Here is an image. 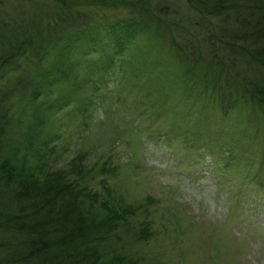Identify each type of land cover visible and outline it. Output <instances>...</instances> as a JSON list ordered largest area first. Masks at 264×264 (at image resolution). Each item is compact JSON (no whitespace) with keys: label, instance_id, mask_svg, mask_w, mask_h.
I'll use <instances>...</instances> for the list:
<instances>
[{"label":"trees","instance_id":"obj_1","mask_svg":"<svg viewBox=\"0 0 264 264\" xmlns=\"http://www.w3.org/2000/svg\"><path fill=\"white\" fill-rule=\"evenodd\" d=\"M172 1L47 0L49 7L24 11L23 26L11 22L1 26L0 264L139 262L133 254L123 253L127 245L121 232L129 231L127 238L133 243L151 236L145 221L134 220L137 212H144L142 202L126 200L117 184L95 189L82 183L80 170L73 166L75 158L67 160L64 155L50 161L55 158L60 125L68 119L86 127L95 93L102 97L111 76L119 82L124 76L134 83L141 78L139 93L145 100L136 105L151 109L154 104L165 106L176 77L188 92L191 83L198 92L210 88L215 93L217 88L222 98L230 85L235 102L241 98L264 111V85L247 87L228 75L224 80L213 52L205 59L193 48L179 45L170 28L172 22L183 27L186 9L201 16L193 27L205 26L203 16L209 21L215 17L219 34L228 39L224 45L238 47L264 69V0H177L179 6ZM0 6L5 8L2 0ZM122 10L135 17H125ZM2 13L6 15L4 9ZM128 50L135 54L130 65L123 54ZM168 69L173 77L165 76ZM186 73L196 76L192 82L183 79ZM151 81L154 91L148 89ZM154 95H161L159 102ZM77 134L82 139L83 134ZM220 135L218 131L214 137L221 139ZM65 165L67 169L62 168ZM102 170L97 171L104 174ZM241 175L248 176L243 171ZM263 185L258 180L254 188L262 190ZM175 230L183 243V232ZM204 258L193 264L209 263L211 257Z\"/></svg>","mask_w":264,"mask_h":264},{"label":"rangeland","instance_id":"obj_2","mask_svg":"<svg viewBox=\"0 0 264 264\" xmlns=\"http://www.w3.org/2000/svg\"><path fill=\"white\" fill-rule=\"evenodd\" d=\"M2 1L5 8L0 6V28L10 22L23 26L24 11L50 6L47 0ZM186 12L183 27L170 23L179 45L193 48L205 59L213 52L224 80L228 75L231 81L247 87L264 85V69L238 47L224 45L228 39L219 34L215 17L209 21L203 16L201 26H205L193 27L201 16ZM133 13L121 12L125 17H135ZM128 52L123 54L130 65L135 54ZM173 75L169 69L165 73ZM113 77L103 87L101 98L95 93L88 128L68 119L59 124L61 136L50 161L57 162L64 155H68L67 160L75 158L73 166L80 170L82 183L95 189L117 184L126 200L142 202L144 212H137L134 220L145 221L151 236L146 242L133 243L127 238L130 232L122 231L127 245L123 253L138 257L137 264H193L197 259L203 263L205 255L204 260L211 257L207 264H264V185L262 190L254 188L258 180L264 184L263 109L245 103L240 96L236 103L230 85L222 98L217 88L215 93L210 88L198 92L191 83L188 92L182 80L174 77L165 106L154 104L152 110L136 105L145 100L139 93L143 89L141 78L134 83L127 76L122 82ZM195 77L186 73L183 79L192 82ZM149 88L155 90L152 81ZM154 98L159 102L161 95ZM78 131L82 139L76 137ZM218 131L223 139L214 137ZM102 166L104 174L97 171ZM242 171L248 176H239ZM253 176L255 179L246 183ZM178 228L183 232V243H179ZM124 239L120 236L119 242Z\"/></svg>","mask_w":264,"mask_h":264}]
</instances>
